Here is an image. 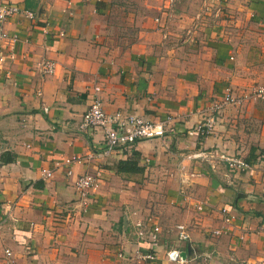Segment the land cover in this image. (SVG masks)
<instances>
[{
    "label": "crops",
    "instance_id": "1",
    "mask_svg": "<svg viewBox=\"0 0 264 264\" xmlns=\"http://www.w3.org/2000/svg\"><path fill=\"white\" fill-rule=\"evenodd\" d=\"M1 1L33 19L2 25L16 42L0 72V264H139L136 221L158 228L147 264H167L162 251L186 243L193 255L182 264H264V98L224 107L207 134L194 129L225 88L264 81V0ZM115 28L128 32L115 41ZM43 59L54 71L39 77ZM93 98L121 121L167 114L172 131L104 153L100 128L78 129ZM206 148L248 168L190 158ZM129 151L142 171L116 173ZM69 157L77 161L63 164ZM83 174L97 185L80 196L72 182Z\"/></svg>",
    "mask_w": 264,
    "mask_h": 264
},
{
    "label": "built area",
    "instance_id": "2",
    "mask_svg": "<svg viewBox=\"0 0 264 264\" xmlns=\"http://www.w3.org/2000/svg\"><path fill=\"white\" fill-rule=\"evenodd\" d=\"M171 0H165V7H169ZM21 16L27 21L33 19L32 12L19 9L12 3L4 1L0 2V72L4 75L8 74L7 65L12 63L15 59L13 46L16 42L14 35H9L5 32L2 25L4 22L13 16ZM198 18L196 14L191 29L196 27L195 22ZM153 21L157 23V17L153 18ZM264 53V46L262 47ZM36 69L39 77H46L53 73L54 63L48 59H43L36 64ZM98 88L94 87L93 91L96 92ZM39 91L36 90L35 94L39 95ZM263 99L264 98V81L250 85L248 89L243 91L234 92L229 88H225L221 94L213 97L206 105V113L197 122L195 126L196 132L200 135L209 133L212 129L215 115L220 112L224 107H237L246 99ZM42 112H46L45 107L41 108ZM172 118L170 116L163 115L156 120H149L143 117H130L127 116L125 121L120 120V115L115 112L113 115H106L103 113L99 101L93 98L88 104L86 109L82 112L78 129L86 128H100L102 132L101 145L104 153H109L112 150L126 149L129 150L130 146L139 140L151 139L159 137L163 133L171 132L170 122ZM191 159H201L205 161L209 167H213L215 164L221 165L227 171H244L248 168V164L241 158L234 155H225L215 148H206L199 150L190 155ZM77 161L75 157H69L62 161L63 164H70ZM40 176L43 178L50 177V171L46 169L39 170ZM69 171H66V175ZM97 185V179L89 174H83L74 179L72 186L74 190L80 196H84L88 190L94 189ZM264 191V185L262 186ZM203 202L193 204L195 211L200 210L203 207ZM220 215V222L226 224L231 220V216L223 208L218 209ZM178 241H187V235L182 231L180 226H175ZM258 231L264 232V223L258 226ZM133 232L136 235L139 248L133 252L132 258L139 262V264H147L155 258V249L158 241V228L157 225L150 221L144 223L142 221H136L133 223ZM213 234H218L217 229L209 231ZM189 244V243H186ZM189 256L183 258L178 248H168L162 251L161 257L164 263L167 264H182L193 255V249L189 244ZM8 255V253H5ZM129 258V256H127Z\"/></svg>",
    "mask_w": 264,
    "mask_h": 264
},
{
    "label": "trees",
    "instance_id": "3",
    "mask_svg": "<svg viewBox=\"0 0 264 264\" xmlns=\"http://www.w3.org/2000/svg\"><path fill=\"white\" fill-rule=\"evenodd\" d=\"M138 154L134 151L128 152V157L125 160L118 161L115 165L116 173H140L142 169L136 166ZM12 158L6 159L5 163L11 162ZM1 160V155H0ZM4 162V161H3Z\"/></svg>",
    "mask_w": 264,
    "mask_h": 264
},
{
    "label": "rangeland",
    "instance_id": "4",
    "mask_svg": "<svg viewBox=\"0 0 264 264\" xmlns=\"http://www.w3.org/2000/svg\"><path fill=\"white\" fill-rule=\"evenodd\" d=\"M111 31L113 33L112 36L116 38L115 41H118L122 34H126L128 32V31H124L123 29H120V28H118V29L115 28V29H112ZM115 46H123V44L116 43ZM164 115H166V114H164ZM196 259L198 260V258H196Z\"/></svg>",
    "mask_w": 264,
    "mask_h": 264
},
{
    "label": "water",
    "instance_id": "5",
    "mask_svg": "<svg viewBox=\"0 0 264 264\" xmlns=\"http://www.w3.org/2000/svg\"><path fill=\"white\" fill-rule=\"evenodd\" d=\"M189 244H186L185 250L180 254L181 257L187 258L189 256Z\"/></svg>",
    "mask_w": 264,
    "mask_h": 264
}]
</instances>
